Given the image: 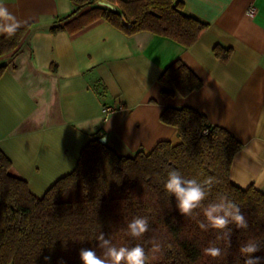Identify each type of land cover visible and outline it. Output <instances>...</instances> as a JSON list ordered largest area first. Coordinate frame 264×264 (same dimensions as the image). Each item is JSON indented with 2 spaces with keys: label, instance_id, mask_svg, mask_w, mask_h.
<instances>
[{
  "label": "crops",
  "instance_id": "crops-1",
  "mask_svg": "<svg viewBox=\"0 0 264 264\" xmlns=\"http://www.w3.org/2000/svg\"><path fill=\"white\" fill-rule=\"evenodd\" d=\"M182 1L185 13L208 24L189 47L147 31L128 36L102 18L73 33H51L56 19L74 9L70 0H5L29 28L0 57L10 63L0 78V150L34 194L71 172L98 133L122 156L161 140L179 142L160 114L183 106L241 142L230 179L264 192V0ZM216 46L230 50L227 59ZM176 58L202 86L164 96L158 76ZM104 106L115 107L106 118Z\"/></svg>",
  "mask_w": 264,
  "mask_h": 264
},
{
  "label": "trees",
  "instance_id": "trees-1",
  "mask_svg": "<svg viewBox=\"0 0 264 264\" xmlns=\"http://www.w3.org/2000/svg\"><path fill=\"white\" fill-rule=\"evenodd\" d=\"M70 1L74 9L56 19L51 33H73L102 18L128 36L147 31L189 47L208 27L184 12L182 0H104L116 10L98 5L101 0ZM28 28L22 26L11 37L0 35V57L18 47ZM214 50L222 59L230 54L221 46ZM9 66L0 64V78ZM158 81L164 96H186L202 86V79L181 58L171 61ZM160 120L176 129L179 142L161 140L150 151L122 156L93 136L82 147L75 168L42 196L12 172L10 159L0 150V264H46L45 257L51 258L47 264H82V248L102 255L96 240L100 232L117 247L143 246L147 264H244L246 257L239 249L250 240L260 247L253 255L264 257V192L253 185L241 188L230 179L241 142L189 106L167 107ZM169 169L201 182L213 177L204 205L227 197L239 205L248 228L229 225V244L217 238V230L199 228L202 209L183 217L164 189ZM138 216L148 218L150 230L137 239L127 235L126 227ZM150 240L159 243V251H151ZM209 246L224 254L215 259L204 255Z\"/></svg>",
  "mask_w": 264,
  "mask_h": 264
},
{
  "label": "clouds",
  "instance_id": "clouds-1",
  "mask_svg": "<svg viewBox=\"0 0 264 264\" xmlns=\"http://www.w3.org/2000/svg\"><path fill=\"white\" fill-rule=\"evenodd\" d=\"M23 21L18 19L5 0H0V35L11 37L22 27ZM214 178L208 177L202 182L195 178L188 179L179 170L169 169L167 178L164 182V189L170 197H174L176 208L183 217H191L197 209L203 210L204 220L199 222V228L207 231L209 229L217 230L220 235L218 239H227L231 242L232 228L229 225H235L237 229H247L248 221L241 212L239 205L221 196L217 201L204 205L212 187ZM149 220L147 217H134L127 223L126 233L132 238H142L149 232ZM97 247L102 249V255H98L95 249L82 248L79 257L82 264H147L148 256L145 248L139 244L134 247L115 246L103 232L97 237ZM151 251L160 250V245L154 240ZM240 253L246 257L244 264H264V257L254 256V253L260 251V247L255 241H248L239 249ZM206 256L212 258L221 257L224 252L216 246H209L203 249ZM46 264L50 257L44 258Z\"/></svg>",
  "mask_w": 264,
  "mask_h": 264
},
{
  "label": "water",
  "instance_id": "water-1",
  "mask_svg": "<svg viewBox=\"0 0 264 264\" xmlns=\"http://www.w3.org/2000/svg\"><path fill=\"white\" fill-rule=\"evenodd\" d=\"M98 3H99V5H101V6H105V7H107V8L112 9V10H116V7H115L113 4H111V3L107 2V1L101 0V1H99ZM124 23H125V22H124ZM97 137H99V140H100L102 143H105V142H106L105 137L102 136L100 133L97 134Z\"/></svg>",
  "mask_w": 264,
  "mask_h": 264
},
{
  "label": "built area",
  "instance_id": "built-area-1",
  "mask_svg": "<svg viewBox=\"0 0 264 264\" xmlns=\"http://www.w3.org/2000/svg\"><path fill=\"white\" fill-rule=\"evenodd\" d=\"M249 13H251V14H254L255 13V8L253 6L250 7ZM113 110H115V107H113V106H104L103 107V110H102L103 111V114H104V117L106 118V116L110 112H112Z\"/></svg>",
  "mask_w": 264,
  "mask_h": 264
}]
</instances>
